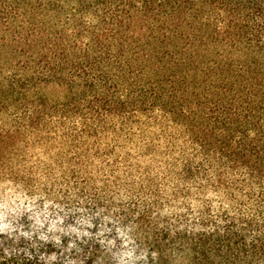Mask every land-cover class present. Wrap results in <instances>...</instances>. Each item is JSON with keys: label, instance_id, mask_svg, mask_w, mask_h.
Wrapping results in <instances>:
<instances>
[{"label": "trees", "instance_id": "16d2710c", "mask_svg": "<svg viewBox=\"0 0 264 264\" xmlns=\"http://www.w3.org/2000/svg\"><path fill=\"white\" fill-rule=\"evenodd\" d=\"M0 264H264V0H0Z\"/></svg>", "mask_w": 264, "mask_h": 264}, {"label": "rangeland", "instance_id": "374dc122", "mask_svg": "<svg viewBox=\"0 0 264 264\" xmlns=\"http://www.w3.org/2000/svg\"><path fill=\"white\" fill-rule=\"evenodd\" d=\"M63 92H64V89L54 83L46 84L42 86V88H40V93L42 95H44L47 98H52V99L61 98L63 95ZM104 142H106V139H104ZM44 149L46 150V148ZM44 149L43 147L28 148L26 159L22 160L21 157L19 158V157L12 156V163L17 164V162H21V168H20L21 171L20 170L18 171L20 173L27 171L30 167H33L32 169H34L35 166L39 168L42 163V160H47V157L45 156V154H47V150L46 152L43 153ZM18 153L21 156L25 154L23 148L20 149Z\"/></svg>", "mask_w": 264, "mask_h": 264}]
</instances>
